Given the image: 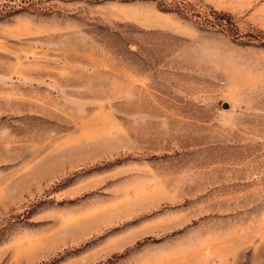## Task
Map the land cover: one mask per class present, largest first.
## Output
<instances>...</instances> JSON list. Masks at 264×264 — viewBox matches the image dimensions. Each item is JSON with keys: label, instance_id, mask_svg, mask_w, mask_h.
<instances>
[{"label": "rangeland", "instance_id": "obj_1", "mask_svg": "<svg viewBox=\"0 0 264 264\" xmlns=\"http://www.w3.org/2000/svg\"><path fill=\"white\" fill-rule=\"evenodd\" d=\"M0 264H264V0H0Z\"/></svg>", "mask_w": 264, "mask_h": 264}, {"label": "water", "instance_id": "obj_2", "mask_svg": "<svg viewBox=\"0 0 264 264\" xmlns=\"http://www.w3.org/2000/svg\"><path fill=\"white\" fill-rule=\"evenodd\" d=\"M229 106H230V105H229L228 103H225V104H224V107H226V108L229 107Z\"/></svg>", "mask_w": 264, "mask_h": 264}]
</instances>
